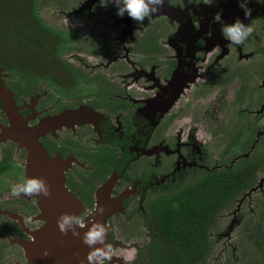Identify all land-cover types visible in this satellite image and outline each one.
<instances>
[{
    "label": "flooded vegetation",
    "instance_id": "af4514ba",
    "mask_svg": "<svg viewBox=\"0 0 264 264\" xmlns=\"http://www.w3.org/2000/svg\"><path fill=\"white\" fill-rule=\"evenodd\" d=\"M11 1L0 0V134L10 116L2 88L11 93L25 127L79 111L78 118L37 140L46 156L69 159L63 185L82 205L79 216L93 210L94 195L109 178L108 199L125 194L121 211L105 220L107 242L132 252L128 259L113 255L110 264H163V244L170 238L153 211L212 172L229 195L219 211L234 205L220 236L228 239L239 226L240 264L251 256L252 244V263L264 264V0H249L247 18L237 0H164L143 24L127 13L117 16L111 0H52L62 20L76 22L69 28L44 23L39 9L46 0L36 6L18 0L20 13ZM237 18L254 31L242 45H231L221 26ZM20 30L43 38V47L28 46L21 59L10 37ZM47 61L57 73L44 68ZM25 158L24 148L0 140V211L20 216L25 230L36 231L42 222L35 220L34 199L10 194L13 184L27 178ZM219 217L207 230L210 249L208 231L218 227ZM0 219V259L6 254L9 264H26L21 248L9 240L29 236L16 221ZM119 223L131 241L118 239ZM246 223L259 228L261 240L245 239Z\"/></svg>",
    "mask_w": 264,
    "mask_h": 264
},
{
    "label": "water",
    "instance_id": "95a60500",
    "mask_svg": "<svg viewBox=\"0 0 264 264\" xmlns=\"http://www.w3.org/2000/svg\"><path fill=\"white\" fill-rule=\"evenodd\" d=\"M2 92L8 98V105L5 103V111L10 116H8L9 125L1 129L0 140L7 139L16 143L18 147L24 148L26 152L24 162L26 177L43 178L51 188V195L47 198L42 196L25 197L22 195L26 199L33 198L38 209L35 220H40L42 225L36 231L25 230L20 216L0 211V215L16 221L26 235L29 236L27 240L12 238L9 242H13L21 248L26 264H82V262L87 264L85 257L90 249L82 242L83 232L87 231V228L84 230L78 229L80 236L73 237L71 232L67 235L61 234L56 224L61 213L79 216L83 212L80 202L69 194L63 185V172L69 165V159L61 160L58 156L53 158L46 156L37 140L45 132L78 118L79 111L63 112L57 116L45 118L34 127H25L23 125L24 121L15 114L11 93L4 88H2ZM12 112L14 116H12ZM112 181L113 178H109L98 188L94 195V206H102L104 209L103 215H90V212L94 210L93 208L85 216V222L96 220L105 225L108 216L121 211L119 204L125 194H121L113 200H109L107 197Z\"/></svg>",
    "mask_w": 264,
    "mask_h": 264
},
{
    "label": "trees",
    "instance_id": "16d2710c",
    "mask_svg": "<svg viewBox=\"0 0 264 264\" xmlns=\"http://www.w3.org/2000/svg\"><path fill=\"white\" fill-rule=\"evenodd\" d=\"M36 1L33 0V6H36ZM31 11L39 23L37 10L33 8ZM39 28L47 33L46 26L39 24ZM10 37L18 45L21 58L27 56L24 49L28 46L43 47V38L37 33L29 35L20 30L19 33L15 31L10 34ZM19 77L28 80L22 75ZM222 186L221 176L212 172L180 189L163 202L162 208L153 211L170 238L163 244V264H207V251H211L206 240L207 230L229 198V195L220 191Z\"/></svg>",
    "mask_w": 264,
    "mask_h": 264
},
{
    "label": "clouds",
    "instance_id": "9594fccd",
    "mask_svg": "<svg viewBox=\"0 0 264 264\" xmlns=\"http://www.w3.org/2000/svg\"><path fill=\"white\" fill-rule=\"evenodd\" d=\"M117 6V16L122 17L125 13L134 21L143 24L150 15L157 13L163 5L164 0H111ZM240 9L243 10L245 18L251 15L248 8L249 0H237ZM220 18L217 17V20ZM221 31L231 45H242L254 29L246 25L239 18L233 23H222ZM217 50H219L217 48ZM12 197H49L51 195L50 185L43 178H25L22 182L13 184L10 189ZM102 206L95 205L90 215H103ZM57 228L61 234L67 235L71 232L73 237H79L78 229L83 232L82 242L90 251L85 257L87 264H110L113 256V246L107 242L108 228L101 222L92 220L85 222L84 218L75 214L61 213L57 219ZM83 264V262H82Z\"/></svg>",
    "mask_w": 264,
    "mask_h": 264
},
{
    "label": "rangeland",
    "instance_id": "374dc122",
    "mask_svg": "<svg viewBox=\"0 0 264 264\" xmlns=\"http://www.w3.org/2000/svg\"><path fill=\"white\" fill-rule=\"evenodd\" d=\"M13 1V0H12ZM11 1V2H12ZM16 1L18 0H14L13 1V11L14 13L18 10V13H20L21 10H19L22 6L21 4H17ZM23 3L24 1L21 0ZM44 1V0H43ZM15 2V3H14ZM44 4V3H43ZM24 6V5H23ZM11 7V5H10ZM19 8V9H18ZM25 8V7H24ZM2 10V9H1ZM12 10H10L9 12L11 13ZM62 9H60V7L57 4H54L52 0H46V4L41 6V8L39 9V14L41 15V17L43 18L44 23L51 25V26H59L60 23H63L65 27L69 28L68 26L71 25L70 22L72 24L76 23L73 21V19L70 17V21L69 20H62V14H61ZM1 13V12H0ZM20 18L23 17V15L21 16V14L19 15ZM50 23V24H49ZM1 39V37H0ZM2 41V39H1ZM79 43L77 44L78 47L80 48V46H82V43L80 41H78ZM4 43V42H3ZM8 50V49H7ZM40 52V51H39ZM73 54V53H71ZM18 55V52L17 54ZM0 57H3L2 55V51H0ZM21 59V57H20ZM40 60V59H38ZM73 60V59H72ZM54 65V66H53ZM56 64H52V62H45L44 63V68L46 69L47 67H50L53 71H55V73H57V68H56ZM234 206V205H233ZM232 207H230L229 209H225V210H229L227 211H218V213L216 214V216L220 215L219 218H217L216 220V224L218 222V227L214 228V229H209L208 233L213 234L212 237L211 235L209 236L211 239H209L210 241V245H211V251H210V255L208 256V263L209 264H240L243 263V261L238 260L239 259V253L237 251L238 249V245L240 242V227L238 226L237 228H235V230L232 231V234L229 235V238H225L220 236L219 233H221L222 230H224V228L226 227V225L228 224V220L230 219V211L232 210ZM245 209V207H244ZM251 216V215H249ZM248 216L244 215L243 218H247ZM4 219V218H3ZM256 219V216L253 215L252 217H248L247 220L250 221H254ZM223 223V224H221ZM1 219H0V225H1ZM247 225H245L244 230L246 231V236L245 239L256 243L259 240L262 239V236L260 235L259 232H257V230L259 229L255 224L252 223H246ZM115 234L119 237L118 239L120 240H124L126 239H132V236H128L126 235L125 230L123 229V225L122 224H116L115 225ZM128 240V241H129ZM131 241V240H130ZM127 242V241H125ZM0 244L3 246L5 244V241H0ZM126 245V244H125ZM123 246V245H122ZM234 248L233 253H231V248ZM261 248V247H260ZM240 249L243 251H246V248L244 246V243H240ZM261 250V249H260ZM128 252H132V250L130 248H127V246H123L121 248H115L113 251V255L117 256L122 255L121 257H123V259H128V257L131 255V253ZM256 252H257V247L255 245L252 244V249H251V256L247 259L246 264H253V258L255 259L256 257ZM6 254H4L2 257V259H0V264H9L7 257L5 256ZM238 255V256H237ZM253 255H255L253 257ZM258 256V254H257ZM1 258V257H0ZM114 260V259H113ZM112 260V261H113ZM116 262H119L118 259H115Z\"/></svg>",
    "mask_w": 264,
    "mask_h": 264
}]
</instances>
